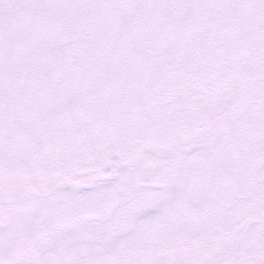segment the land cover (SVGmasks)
<instances>
[{"label": "snow or ice", "instance_id": "snow-or-ice-1", "mask_svg": "<svg viewBox=\"0 0 264 264\" xmlns=\"http://www.w3.org/2000/svg\"><path fill=\"white\" fill-rule=\"evenodd\" d=\"M0 264H264V0H0Z\"/></svg>", "mask_w": 264, "mask_h": 264}]
</instances>
